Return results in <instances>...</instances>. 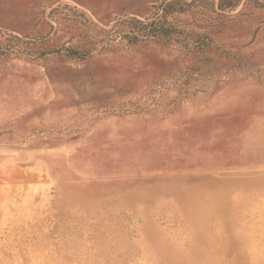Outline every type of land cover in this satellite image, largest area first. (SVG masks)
Listing matches in <instances>:
<instances>
[{"label": "rangeland", "instance_id": "374dc122", "mask_svg": "<svg viewBox=\"0 0 264 264\" xmlns=\"http://www.w3.org/2000/svg\"><path fill=\"white\" fill-rule=\"evenodd\" d=\"M191 1L0 0V264H264V0Z\"/></svg>", "mask_w": 264, "mask_h": 264}, {"label": "trees", "instance_id": "16d2710c", "mask_svg": "<svg viewBox=\"0 0 264 264\" xmlns=\"http://www.w3.org/2000/svg\"><path fill=\"white\" fill-rule=\"evenodd\" d=\"M199 0H192L191 4L198 3ZM174 2L167 4L161 10L160 20L151 23H143L137 19L131 18L121 22V26L125 29V39L131 44H136L142 41H156L159 43L167 42L171 39L173 29L167 25L166 19L172 15L174 11L171 9ZM223 0L219 1V8L223 6ZM236 6L235 3L229 2L225 9L232 10ZM68 55L75 56L76 52L67 51Z\"/></svg>", "mask_w": 264, "mask_h": 264}]
</instances>
